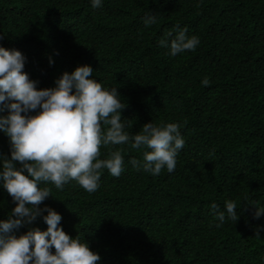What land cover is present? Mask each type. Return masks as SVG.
<instances>
[{"label":"trees","instance_id":"16d2710c","mask_svg":"<svg viewBox=\"0 0 264 264\" xmlns=\"http://www.w3.org/2000/svg\"><path fill=\"white\" fill-rule=\"evenodd\" d=\"M148 15L156 23L146 27ZM177 26L200 43L171 56L159 41L172 31L170 43ZM0 47L25 56L37 90L91 66L90 79L126 104L130 136L150 122L181 125L185 145L171 173L138 171L129 161L145 149L109 145L99 158L121 151L124 171L116 178L103 169L95 192L75 180L63 190L40 184L51 196L39 207L59 213V227L85 241L97 264H264V213L255 216L264 210V0H101L98 8L92 0H0ZM3 158L11 144L0 131V171ZM213 203L225 213L220 227ZM15 206L0 180V221ZM34 228L47 229L42 216L12 234Z\"/></svg>","mask_w":264,"mask_h":264},{"label":"clouds","instance_id":"9594fccd","mask_svg":"<svg viewBox=\"0 0 264 264\" xmlns=\"http://www.w3.org/2000/svg\"><path fill=\"white\" fill-rule=\"evenodd\" d=\"M100 6L101 0H92L93 8ZM155 23V15L144 20L146 27ZM174 31L170 43L172 31L159 41L161 47H170L169 55L194 51L199 45L198 37L186 36V28L177 26ZM25 59L19 50L0 47V112H8L0 115V131L11 144V159L3 158L0 180L16 202L9 219L0 221V264H97L101 257L85 241L59 227V213L39 207L51 196V189L40 184L51 183L63 190L65 184L75 180L86 192H95L103 169L116 178L124 171L121 151L110 150L106 159L99 158L101 147L109 145L145 149L142 160L129 161L138 171L159 175L166 168L171 173L185 145L181 125L157 126L150 122L130 136L121 122L126 104L118 99L116 88L105 89L90 79L91 66H77L71 73L64 72L55 81L56 87L37 90L36 82L23 71ZM202 84L208 86L209 79L205 77ZM14 162L22 167L17 169ZM225 208L228 218L237 221L236 203L225 201ZM211 209L220 221L216 227H220L225 213L218 211L215 203ZM262 213L264 210L257 209L255 216ZM40 216L47 224L45 231L34 228L19 237L12 234Z\"/></svg>","mask_w":264,"mask_h":264}]
</instances>
